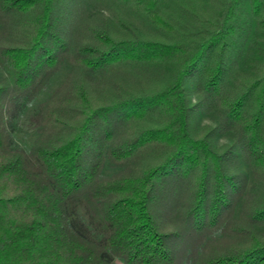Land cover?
<instances>
[{
	"label": "trees",
	"instance_id": "16d2710c",
	"mask_svg": "<svg viewBox=\"0 0 264 264\" xmlns=\"http://www.w3.org/2000/svg\"><path fill=\"white\" fill-rule=\"evenodd\" d=\"M0 264H264V0H0Z\"/></svg>",
	"mask_w": 264,
	"mask_h": 264
},
{
	"label": "rangeland",
	"instance_id": "374dc122",
	"mask_svg": "<svg viewBox=\"0 0 264 264\" xmlns=\"http://www.w3.org/2000/svg\"><path fill=\"white\" fill-rule=\"evenodd\" d=\"M62 77H63V72L56 75L50 84L51 87L56 85L62 79ZM44 95L46 94L44 93ZM31 109H32V104L26 108V110L23 113V116H21L17 121L16 131L14 132V136L20 142L23 141L25 143H29L31 139L33 138V136L35 135V129L32 126H30L27 122V116H28V113L31 111ZM200 122L201 123H211V119L206 116H202L200 119ZM225 140H226L225 137H218L217 143H221ZM110 171L111 169L107 168L105 169L104 172L108 173Z\"/></svg>",
	"mask_w": 264,
	"mask_h": 264
}]
</instances>
